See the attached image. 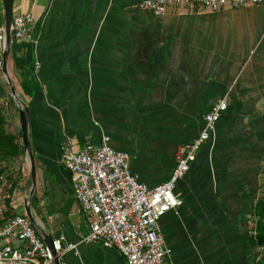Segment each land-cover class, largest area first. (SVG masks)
Returning a JSON list of instances; mask_svg holds the SVG:
<instances>
[{
    "label": "crops",
    "instance_id": "0c3cea01",
    "mask_svg": "<svg viewBox=\"0 0 264 264\" xmlns=\"http://www.w3.org/2000/svg\"><path fill=\"white\" fill-rule=\"evenodd\" d=\"M138 1L13 2V15L38 18L34 41L10 37L6 64L28 108L32 224L42 239L78 244L59 264H127L102 242H79L88 225L61 145L79 149L107 135L129 154L132 172L155 186L170 176L177 147L198 135L204 114L225 97L211 138L176 184L181 205L158 227L174 264H248L249 214L264 186V4L153 16ZM0 111L17 132L19 109L2 67ZM15 161L21 174L10 203L23 214L30 165L25 152Z\"/></svg>",
    "mask_w": 264,
    "mask_h": 264
},
{
    "label": "built area",
    "instance_id": "2783aa9c",
    "mask_svg": "<svg viewBox=\"0 0 264 264\" xmlns=\"http://www.w3.org/2000/svg\"><path fill=\"white\" fill-rule=\"evenodd\" d=\"M258 4H264V0H139L137 9L163 16L172 8L218 12ZM37 26L38 18L31 13L13 15L11 36L32 42ZM4 44V26L0 25V57ZM39 67L36 63L35 69ZM226 108L225 97L211 106L203 116L198 135L177 147L170 176L155 186L147 185L132 172L129 154L114 149L107 135L101 137L99 144L88 143L79 149L69 142L63 143L61 162L70 172L74 198L88 225V232L79 242H102L117 250L127 264H174L168 260L171 250L159 230L158 220L181 205L176 184L189 170L197 151L211 138ZM4 210L5 204L0 201V215ZM11 238L16 241L14 244L9 241ZM0 240H7L0 246V264H53L56 255L76 250L78 245L59 235L52 239L50 248L25 213L15 214L0 225Z\"/></svg>",
    "mask_w": 264,
    "mask_h": 264
},
{
    "label": "trees",
    "instance_id": "16d2710c",
    "mask_svg": "<svg viewBox=\"0 0 264 264\" xmlns=\"http://www.w3.org/2000/svg\"><path fill=\"white\" fill-rule=\"evenodd\" d=\"M21 136V129L19 128L17 132L11 130L5 116L0 111V178L5 177L6 179L2 188V201L5 204V210L0 215V225L15 215L10 202L21 173L18 169V175L14 177L11 166L14 160L24 153V147L20 141ZM249 217L253 225L247 229L251 232L248 236V250L250 251L248 264H264V186L252 206ZM260 248H262L261 251Z\"/></svg>",
    "mask_w": 264,
    "mask_h": 264
},
{
    "label": "water",
    "instance_id": "95a60500",
    "mask_svg": "<svg viewBox=\"0 0 264 264\" xmlns=\"http://www.w3.org/2000/svg\"><path fill=\"white\" fill-rule=\"evenodd\" d=\"M13 2L14 0H3V11H4V33H5V44L2 51V72L6 78L7 83L10 86V91L12 97L17 101L18 109H19V120H20V129L22 132V144L24 147L25 155L27 156V159L29 161L30 165V172H31V187L28 195L25 197L23 201V208L25 215L30 219L31 222L34 221V218L32 216L31 210H30V203L31 198L34 192L35 188V161L33 152L31 149V144L29 140V134H28V108L26 104L18 97L16 94L14 85L12 81L10 80V77L7 73L6 64H7V57L9 53V46H10V37H11V23L13 18ZM52 237L51 236H44L43 240L45 243L52 248ZM53 264H59V256L56 255Z\"/></svg>",
    "mask_w": 264,
    "mask_h": 264
},
{
    "label": "rangeland",
    "instance_id": "374dc122",
    "mask_svg": "<svg viewBox=\"0 0 264 264\" xmlns=\"http://www.w3.org/2000/svg\"><path fill=\"white\" fill-rule=\"evenodd\" d=\"M18 169H19V163L17 161H15L11 167V172H12V175L14 177L18 175V173H19ZM18 214H22V208L21 207L18 208Z\"/></svg>",
    "mask_w": 264,
    "mask_h": 264
}]
</instances>
